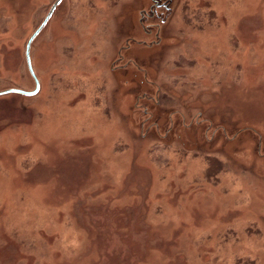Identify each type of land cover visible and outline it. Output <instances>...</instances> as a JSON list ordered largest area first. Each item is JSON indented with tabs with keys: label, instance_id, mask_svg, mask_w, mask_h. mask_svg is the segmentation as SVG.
Wrapping results in <instances>:
<instances>
[{
	"label": "rangeland",
	"instance_id": "1",
	"mask_svg": "<svg viewBox=\"0 0 264 264\" xmlns=\"http://www.w3.org/2000/svg\"><path fill=\"white\" fill-rule=\"evenodd\" d=\"M55 2L0 0V92ZM30 57L0 264H264V0H64Z\"/></svg>",
	"mask_w": 264,
	"mask_h": 264
},
{
	"label": "water",
	"instance_id": "2",
	"mask_svg": "<svg viewBox=\"0 0 264 264\" xmlns=\"http://www.w3.org/2000/svg\"><path fill=\"white\" fill-rule=\"evenodd\" d=\"M64 0H56V2L51 6L50 10L48 11L44 21L40 25V27L33 33V35L29 38L25 48V61H26V68L31 80L34 83V90L31 92H25L18 89H8L0 92V97L9 96V95H17L22 98H33L38 95L40 91V83L33 71L31 65V48L33 43L36 39L40 36V34L44 31L48 23L50 22L52 16L56 12V10L60 7ZM156 10H164L167 14L172 12L173 8V0H151ZM143 16V15H141Z\"/></svg>",
	"mask_w": 264,
	"mask_h": 264
}]
</instances>
